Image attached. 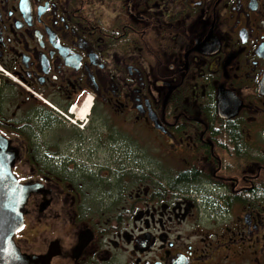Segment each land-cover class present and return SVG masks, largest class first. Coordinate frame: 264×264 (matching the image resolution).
<instances>
[{
  "label": "flooded vegetation",
  "instance_id": "af4514ba",
  "mask_svg": "<svg viewBox=\"0 0 264 264\" xmlns=\"http://www.w3.org/2000/svg\"><path fill=\"white\" fill-rule=\"evenodd\" d=\"M0 138L36 264H264V0H0Z\"/></svg>",
  "mask_w": 264,
  "mask_h": 264
},
{
  "label": "water",
  "instance_id": "95a60500",
  "mask_svg": "<svg viewBox=\"0 0 264 264\" xmlns=\"http://www.w3.org/2000/svg\"><path fill=\"white\" fill-rule=\"evenodd\" d=\"M14 161L15 154L8 150V140L0 138V264H36L21 254L14 241L24 227V208L34 191L14 175Z\"/></svg>",
  "mask_w": 264,
  "mask_h": 264
},
{
  "label": "bare ground",
  "instance_id": "6f19581e",
  "mask_svg": "<svg viewBox=\"0 0 264 264\" xmlns=\"http://www.w3.org/2000/svg\"><path fill=\"white\" fill-rule=\"evenodd\" d=\"M90 105H91L90 102H88V104L85 106L84 113H87L89 111Z\"/></svg>",
  "mask_w": 264,
  "mask_h": 264
},
{
  "label": "rangeland",
  "instance_id": "374dc122",
  "mask_svg": "<svg viewBox=\"0 0 264 264\" xmlns=\"http://www.w3.org/2000/svg\"><path fill=\"white\" fill-rule=\"evenodd\" d=\"M23 243H24L25 245L27 244V242H26V241H24Z\"/></svg>",
  "mask_w": 264,
  "mask_h": 264
}]
</instances>
